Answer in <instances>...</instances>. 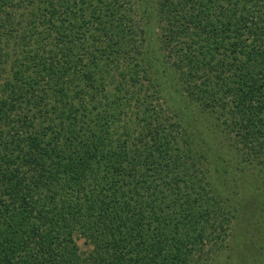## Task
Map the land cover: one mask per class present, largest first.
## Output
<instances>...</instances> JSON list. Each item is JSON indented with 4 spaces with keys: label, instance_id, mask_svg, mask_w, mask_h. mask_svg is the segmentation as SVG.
<instances>
[{
    "label": "trees",
    "instance_id": "16d2710c",
    "mask_svg": "<svg viewBox=\"0 0 264 264\" xmlns=\"http://www.w3.org/2000/svg\"><path fill=\"white\" fill-rule=\"evenodd\" d=\"M196 111L264 175V0H0V264H263Z\"/></svg>",
    "mask_w": 264,
    "mask_h": 264
},
{
    "label": "rangeland",
    "instance_id": "374dc122",
    "mask_svg": "<svg viewBox=\"0 0 264 264\" xmlns=\"http://www.w3.org/2000/svg\"><path fill=\"white\" fill-rule=\"evenodd\" d=\"M193 115H195V118L200 121L197 122V124L199 125L200 129L203 128V138H205L207 142H209V144L215 148V150L212 151V158L217 162L218 165L224 166V164L226 163V167H231V163L234 164V162H238V166L240 168H247V170H243L239 173H236L237 175H230L228 181L230 182L229 184H232V186H234L235 183H238V189L236 187L234 188L239 191V193L237 194L241 195L243 200L245 201V207L247 212L254 211L263 214L262 219H254V221H261V225L259 227L261 228V230L258 234H264V175L262 173L259 174V172L255 170V167H248L247 163L242 160V157L232 146L230 148L226 146L227 141L223 140L221 142L222 146L218 143V138L223 139L219 137L222 136V134L220 133L219 128L217 130L212 129L215 127L212 123H210V119L208 118V116H203V114H200L199 111L194 112ZM209 124L212 126H207ZM228 161L230 162V165L227 164ZM228 172H230V170H228L227 173ZM237 194H235V197H237ZM247 227L249 228V226ZM258 234H256L257 236L253 237L254 242H259L261 240V235ZM77 242L79 244L80 249H85L87 247V244L83 243L82 239H78ZM256 249H258L257 245ZM227 253H229V259H227L226 261H224V259H221L223 263L225 262V264H248L252 260H254L252 259L250 260V262H248V258H250V255L247 253L246 255H244L243 253L241 254V251L234 248L226 251L221 256V258L225 257ZM242 256L245 257L243 258ZM255 259L258 261L257 258Z\"/></svg>",
    "mask_w": 264,
    "mask_h": 264
}]
</instances>
